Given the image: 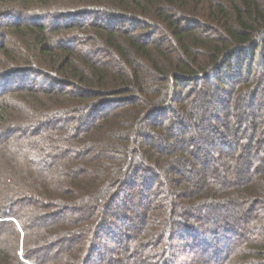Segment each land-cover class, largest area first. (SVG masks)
<instances>
[{"label":"trees","instance_id":"16d2710c","mask_svg":"<svg viewBox=\"0 0 264 264\" xmlns=\"http://www.w3.org/2000/svg\"><path fill=\"white\" fill-rule=\"evenodd\" d=\"M29 76L59 88L27 95L8 85ZM34 116L40 130L58 118L82 123L12 144ZM204 133L211 147L191 137ZM263 153L264 0H0V264H139L147 245L153 264H224L198 258L219 240L213 259L250 262L264 252V229L245 259L227 240L264 205ZM46 156L59 168L41 173L34 160ZM139 183L141 217L125 197ZM162 195L170 209L156 218ZM226 205L241 208L234 221L205 212ZM61 214L73 222L35 225Z\"/></svg>","mask_w":264,"mask_h":264},{"label":"rangeland","instance_id":"374dc122","mask_svg":"<svg viewBox=\"0 0 264 264\" xmlns=\"http://www.w3.org/2000/svg\"><path fill=\"white\" fill-rule=\"evenodd\" d=\"M15 19H16V22H17V20H20L21 23H24V24L29 23L28 19L23 20L21 17L15 18ZM82 51H86V48H84ZM8 83H9L8 85L12 88V90L18 89V92L21 91L27 95H30L28 93L32 92L33 90H37L40 88H49V89L50 88H52V89L53 88H55V89L59 88L56 84L51 82L48 78L41 77V76L16 77L12 80L9 78ZM3 92H5L6 94L8 93L5 90H3L2 93ZM3 102L6 103L7 105L19 106V107L23 108V104H19L17 101H14L13 99H10L8 97L5 98V100ZM243 106L244 105H242V107ZM240 107L238 106V109ZM115 110H116V108H109V111H111V112H114ZM235 111H237V109H235ZM29 119H30L31 123L28 125L27 132L24 131L23 136L20 135V131L17 132L16 134H14V136L12 138V142H13L12 144H14V145L23 144V143H25V144L30 143V145L32 143L41 144L45 140L46 137H49V136L56 134L58 132H60V134H69L72 127H75L76 125L82 123L81 118L80 119L73 118V119H68V120H64L63 118H58L55 121H53L54 122L53 124L55 127L54 130H51L50 128H47L48 130L46 128L40 130V128L36 127L40 118L37 116L36 117L34 116L33 118H29ZM164 119H167V118H164ZM161 120H163V119H161ZM161 120H159V121H161ZM45 129H46V132H45ZM246 134H248L247 131H245L240 138L245 139ZM79 135H80V133L78 132L77 136H79ZM191 137L197 139L198 144L205 145L207 147H211L210 143H206V142L210 141V139H213V135L211 133L208 135H206V133H204V134H202V136H199V137L192 135ZM207 147H204V148H207ZM66 149H67V147L65 148V150ZM220 149H221L220 146L214 148L213 154H215V156H218L217 154H218V151ZM68 153L73 155V156H74V154H76L75 149L70 150ZM263 155H264V153H263ZM47 158H48V156H46L44 159L34 160V162H36L35 164L39 165V166H37V169L41 173H43L44 172L43 170H46L47 168L53 169V170H56L57 168H59V163L55 162L53 159L50 161V159H47ZM259 161H260V159L259 160L257 159L256 164ZM211 174L212 173H208L209 176ZM140 187H141V183H139L138 186L134 187L133 191H130V192L126 191V193H125V197H128V200L130 202V203H128L129 206L132 208V210L135 213L139 214V217H141L142 212L139 211L140 209L138 208V204H137V201H136V198L134 195H135V193H139ZM148 192L150 193L149 190H148ZM133 193H134V195H133ZM149 193H148V195H149ZM162 196L164 197V199L159 200L158 198H154V197H153L154 200L152 199L154 201V206H153L154 216L156 218H158L162 215H165V212H167L168 209H170L169 207H170V201L171 200L169 199V197H167L165 195H162ZM122 198H124V197H122ZM121 203H122V199H120V201L116 204V207H114L115 208V214L117 217L122 216L125 213V209L123 208V205ZM242 208H246V207L244 206ZM91 209H92L91 212H93L94 217H97L96 216L97 214L100 215V212L97 210V208L93 207ZM253 210H254V215L251 216L250 218L244 220V222L250 226V228H249L250 230L248 232H240L238 227H235L236 229H238L235 236L232 237V239L230 238L227 240V241H229V243H228L229 245L230 244L235 245L237 242L242 243L241 247H238L239 252L237 253L238 257L240 256L239 257L240 259L247 258L248 253H249V252L246 253L247 250H249V249L252 250L253 248L259 249L262 247L260 243L262 242V239H263L262 238L263 234L261 233V231H263L264 228L261 227V222H264V205H261L258 208H255ZM56 212H57V210H56ZM149 212H151V211H149ZM205 212L209 213L213 216L215 213L217 214V215H215L214 219H210V220L219 221L218 218H220V219H222V222H225V220L234 221L233 218H235V216L237 217V214L239 215L241 213V208L226 205V206L219 207V213L217 212L216 209H210V208H207L205 210ZM74 214H75V216H74ZM74 214H73V217L79 219L80 214L78 212H75ZM81 215H80V218H81ZM71 216L72 215L69 216V214H61V216L54 217V218H44V217L40 218L39 217L35 221V223H36L35 225L38 226V229L41 232H44L45 230L48 231V229L52 228L53 226H55L57 224L62 223L63 221H67V223L69 222V224H70L71 222H73V219L70 220ZM223 219H224V221H223ZM213 221L208 220L206 222L205 226H208L209 229H213L214 226L216 225V223ZM150 222H149V224H150ZM126 226L127 225L122 222L120 224L119 229L124 230L126 228ZM235 226H236V224H235ZM177 237L178 238L175 240V243L178 241H182L183 237H182L181 233H179V235H177ZM250 237H252L255 244H257V243H259V244L257 246H253L254 243L250 242V239H249ZM0 239H1L0 247H1V245L6 246V242L2 241L4 239V237H1ZM104 242L105 243L107 242V236L106 235L100 236L98 244L104 245ZM163 242H165V244H162V247L165 246L167 244V242L170 243V240H169V238H167ZM225 244H226V242L223 240L216 241V243H214L210 249L206 248L205 252L199 254L198 258L201 261H207L208 259H211V260H214L215 263L216 262L221 263L223 261L224 264H227V263L231 264L229 262L228 258L222 257L220 259L219 258L213 259L214 257L212 256L213 255L212 251L216 250V248H218V247H225ZM158 247H160V246H158ZM154 250H155V248H152L149 245H147L146 248L144 247L142 256H140V259L138 261L139 264H153L152 263L153 259L151 257V254H152V251H154ZM254 250H256V249H254ZM187 251L191 252L194 250L192 249V250H187ZM53 252H54V250H51V252H50L51 255H49L47 258L50 261L52 259L51 256L53 255ZM224 254H223V256H225ZM253 254H254V256L252 257V259L250 258L251 256L248 258L250 260V262H246L245 264H258V263L264 264V252L263 253L260 252L258 254V251H255ZM260 254H262V255H260ZM259 256H261L260 261H257L256 258ZM93 264H97L96 260L93 261Z\"/></svg>","mask_w":264,"mask_h":264}]
</instances>
